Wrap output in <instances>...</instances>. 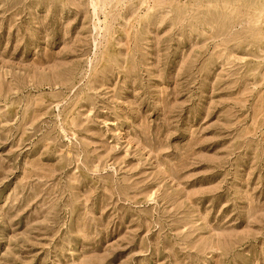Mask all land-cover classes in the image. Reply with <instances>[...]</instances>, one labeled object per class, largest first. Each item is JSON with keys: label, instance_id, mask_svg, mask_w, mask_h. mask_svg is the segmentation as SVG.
Returning <instances> with one entry per match:
<instances>
[{"label": "rangeland", "instance_id": "1", "mask_svg": "<svg viewBox=\"0 0 264 264\" xmlns=\"http://www.w3.org/2000/svg\"><path fill=\"white\" fill-rule=\"evenodd\" d=\"M0 264H264V0H0Z\"/></svg>", "mask_w": 264, "mask_h": 264}]
</instances>
